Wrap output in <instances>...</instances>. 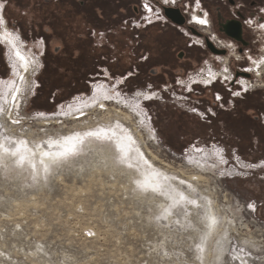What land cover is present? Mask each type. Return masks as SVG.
<instances>
[{
  "label": "rangeland",
  "instance_id": "374dc122",
  "mask_svg": "<svg viewBox=\"0 0 264 264\" xmlns=\"http://www.w3.org/2000/svg\"><path fill=\"white\" fill-rule=\"evenodd\" d=\"M143 4L0 0L35 64L17 120L0 115V264H264V75L198 81L209 53L187 48V18L135 29ZM94 101L115 112L87 114ZM93 132L105 138L59 146ZM38 149L62 157L42 164Z\"/></svg>",
  "mask_w": 264,
  "mask_h": 264
},
{
  "label": "built area",
  "instance_id": "2783aa9c",
  "mask_svg": "<svg viewBox=\"0 0 264 264\" xmlns=\"http://www.w3.org/2000/svg\"><path fill=\"white\" fill-rule=\"evenodd\" d=\"M223 1L224 0L220 1V4L223 8L227 7L225 6V3L228 4L226 12H229L230 18L226 19L220 16V9L215 7V9L217 10L215 18L218 20L217 28H215L211 12L204 5V0H143V5L146 9H141L144 14L138 21L139 26L136 27L137 29H140L146 28L147 26H150L157 22H160L161 26L163 24L169 23V19L164 14V8H178L182 6L181 13L187 18L186 23L183 27L177 25L176 26L179 31L183 33V35L187 36L190 39L188 47H191L192 44H194L200 46L201 48L204 47L203 49H206V45L204 44V42H207L208 40L211 41L214 46L223 47L226 52L225 55H216L214 53H209V60L207 61L209 63H207L206 71L204 73L207 79H203V75L200 78V75L198 74L196 77L198 81L210 80L208 82L209 84H211L212 82L216 83L217 80H220L222 83L226 84H229L231 82L235 83L236 76L232 73L231 62L234 65L240 60H247V65L245 67H242L241 62V64H237L235 67L240 70L242 69V71H252V73L254 74V76L252 77H257V74L261 76L264 73V3L260 4L256 0H248L249 2H246L247 4L241 3V1L239 0H227V2L225 3ZM235 2L237 3L234 5ZM243 4L248 5L252 9V12L235 14L232 7L239 8ZM194 17L203 19L207 23L201 24L197 19H194ZM132 19V22L135 21L134 18ZM229 20L238 21L242 25V27H244V30L246 31L245 34H247V32H251L250 36L252 40L251 43L248 41L246 44L247 51L244 49V45L240 44V42H238L237 40L224 35L221 31L220 25L226 23ZM142 22L143 24H141ZM213 25L215 29L213 28ZM194 29L199 30V33L201 35L199 34L198 36L190 37L189 33H193L192 30ZM257 46L260 48V53L258 55H254L253 52L255 50L258 51V49L256 48ZM223 73L226 74L223 75ZM243 90H245V88H243ZM231 99H233V96L231 97Z\"/></svg>",
  "mask_w": 264,
  "mask_h": 264
},
{
  "label": "bare ground",
  "instance_id": "6f19581e",
  "mask_svg": "<svg viewBox=\"0 0 264 264\" xmlns=\"http://www.w3.org/2000/svg\"><path fill=\"white\" fill-rule=\"evenodd\" d=\"M170 21V20H169ZM173 23V22H172ZM176 25V24H175ZM134 27H136V25L134 24L133 25ZM1 33V32H0ZM5 33V32H3ZM2 33V34H3ZM5 36H6V39L4 40L6 43L8 42H12V46H14L15 42L12 40L14 39L15 37L14 36H9L8 33L6 32L5 33ZM208 41V40H207ZM212 44L211 41H208ZM206 44V47L208 49V51L210 53H213L207 46V42H205ZM17 45L20 46V41L17 42ZM213 45V44H212ZM213 47L218 50V51H225L224 49H218L219 47L218 46H214ZM12 51V50H11ZM19 52L24 58L25 60L24 61H21L19 59V57L16 55V53ZM11 53V52H10ZM9 53L10 55V61H11V74L6 82V86H0V92L4 94L3 97L0 98V115L1 117H5V116H8L10 118L13 119H16L17 120V110L20 108L21 106V102H23V99L26 97L27 95V91L29 89V83H30V74L33 73V71L35 70V67L33 65V61L32 59L29 57V55H27L26 53H24L23 51L19 50L18 47H15V52H12L11 54ZM226 53V52H225ZM224 54H219V53H214L216 55H225ZM244 71H248V72H251V75L254 76V74L252 73V71L250 70H244ZM233 73V72H232ZM225 73H223L224 75ZM235 74L239 75V76H244V77H248L249 74L248 73H242V72H238L236 71ZM215 75V74H214ZM264 75V73H263ZM259 76L257 74V77H255V81L253 83L252 80H250V78H244V77H241L242 78V81H247L249 84H252L254 85V87L256 86L255 84H257V80L263 76ZM212 76V75H210ZM20 77H21V80H20ZM210 78V77H208ZM203 79H207L205 74H203ZM241 81V82H242ZM241 82H240V86H243L241 85ZM232 83V82H231ZM234 84V83H233ZM236 84V83H235ZM237 86H238V83H237ZM261 86V85H260ZM107 94V93H106ZM2 96V95H1ZM108 96V95H107ZM96 99V98H95ZM98 99V97H97ZM106 100V99H105ZM109 100V99H108ZM95 102V101H94ZM91 102L89 103V108L87 107V109H83L84 111L87 112V114H89L90 112L94 113V112H98V113H103L105 112L104 114H101L99 117L101 116H104L105 114H111L113 112H115V109H108V107L106 108V102ZM111 106V105H110ZM22 108V106H21ZM75 110V108H74ZM101 111V112H100ZM74 113V112H73ZM91 113V114H92ZM96 113V114H98ZM89 114V115H91ZM95 114V115H96ZM16 115V117H15ZM70 115V114H69ZM72 115V114H71ZM87 116V115H86ZM70 117V116H69ZM80 117V116H79ZM97 118L98 115H96ZM73 118V117H72ZM77 117H75L72 122H77V121H74L76 120ZM71 119V118H69ZM84 119V118H83ZM99 120V119H98ZM97 120V121H98ZM11 121V120H10ZM91 121V120H90ZM100 121V120H99ZM98 121V122H99ZM1 122V121H0ZM85 122V121H84ZM92 122V121H91ZM78 123V122H77ZM88 123V122H87ZM1 124V123H0ZM89 124V123H88ZM85 125V123H84ZM77 127V126H76ZM132 132V131H131ZM105 133H91V135H87L86 138L84 136H77L74 137V140L73 141H69V140H61L59 146L60 147H64L66 150L70 151V150H74L75 147H79L82 143H85L87 140L89 142L90 139H98V138H105L104 135ZM23 152V151H22ZM37 153H38V156L40 157V161L43 162L42 164L46 163H52V162H55L56 159L58 158H61L62 155H58L56 152H47L45 151L44 149H38L37 150ZM30 154V153H29ZM61 154V153H60ZM67 154V153H66ZM140 154V152H139ZM142 155V154H141ZM64 156V154H63ZM21 157V156H20ZM29 158V162L31 161V159L35 160V158H33L32 156L28 157ZM26 160V159H25ZM204 160V159H203ZM38 161V160H37ZM33 162V161H32ZM164 166L166 167H169L168 164L166 163H162ZM191 168V167H190ZM183 176L187 179V181H189V183L193 186V185H196L197 182L199 180H202L203 177L200 176V175H197V174H190L188 176H186L185 174H183ZM151 181V180H150ZM209 211H208V221H209V225H210V231L211 232H215L217 231L216 230V227H217V223H215V215L212 211V209L209 207Z\"/></svg>",
  "mask_w": 264,
  "mask_h": 264
},
{
  "label": "flooded vegetation",
  "instance_id": "af4514ba",
  "mask_svg": "<svg viewBox=\"0 0 264 264\" xmlns=\"http://www.w3.org/2000/svg\"><path fill=\"white\" fill-rule=\"evenodd\" d=\"M206 1V4L208 5V6H212V7H217V8H219L220 9V16H222L223 18H230V14H229V12L227 11L226 12V8L224 7H222L221 6V4H220V1H222V0H205ZM233 8V12L235 13V14H238V13H247V12H252V9L248 6V5H245V4H243L241 7H232ZM133 19H130V18H128L127 20H126V22L125 23H129L130 21H132ZM157 23H159L160 24V22H157ZM154 24H156V23H154ZM154 24H152V25H150V26H153ZM165 25H172V26H175V24L174 23H172L171 21H169V23H166ZM135 29H137L136 27H134ZM213 28H214V25H213ZM241 29H242V33H241V36H242V38H243V40H245L246 42H248V40H247V35L245 34L246 32H245V30H244V27H242V25H241ZM9 27H8V20H7V18H6V15H5V10L2 8V6H0V42H2V43H4L5 41V39H6V36H5V33L6 32H9ZM194 31L195 32H193V33H197V35H199L200 33H199V30H196V29H194ZM3 32H5V33H3ZM207 32V31H206ZM3 33V34H2ZM201 35V34H200ZM10 36V35H9ZM185 36V35H184ZM185 37H187V36H185ZM14 42H15V44H14V47H13V49H10V43L12 44V42L10 41V42H8V44H4V46L7 48V52H8V54L11 52V50L12 51H14L15 50V47H16V42L18 41V39H17V37H15L14 39H12ZM130 40H131V42L133 43V45H137L138 44V42H139V40H138V38L136 37V36H134V35H132V37L130 38ZM190 41V39H188L187 40V42H189ZM19 42V41H18ZM204 44H205V42H204ZM206 45V44H205ZM192 48H199L200 49V46H198V45H194V44H192V46H191ZM191 47H190V49H191ZM216 47V46H215ZM219 48L218 49H224L223 47H220V46H218ZM252 47V46H251ZM187 48H189L188 47V43H187ZM217 48V47H216ZM18 49L19 50H21V45L20 46H18ZM205 50V52H208V53H210L209 51H208V49H207V47H206V49H204ZM22 51V50H21ZM180 55V56H182V57H186V56H188V54H189V52L188 51H186V50H179V52H177L176 53V55ZM10 56V55H9ZM241 62H244V60H240L238 63H236V64H241ZM231 65L233 66V64L231 63ZM232 69H234V74H235V72L236 71H238V72H242V73H250L249 74V76L248 77H244V76H240V77H244V78H249V77H252V75H251V72H248V71H242V69L240 70V69H238L237 67H233ZM225 75V74H224ZM247 81H242L241 82V85H243L244 87H246V88H248L249 87V83H246ZM258 86H259V84H258ZM252 92V91H251ZM254 92V91H253ZM249 92H246V94H248ZM237 99V98H236Z\"/></svg>",
  "mask_w": 264,
  "mask_h": 264
},
{
  "label": "water",
  "instance_id": "95a60500",
  "mask_svg": "<svg viewBox=\"0 0 264 264\" xmlns=\"http://www.w3.org/2000/svg\"><path fill=\"white\" fill-rule=\"evenodd\" d=\"M164 14L165 16L174 24L176 25H182L185 22V17L183 14L180 12L179 8H173V7H165L164 8ZM221 26V31L223 32L224 35L231 37L238 42H240L243 45H246L247 42L243 40L241 33V24L238 21L235 20H229L226 23H223L220 25ZM192 32H195L192 30ZM207 46L208 48L213 52V53H219V54H224L225 51H218L216 50L213 45L207 41Z\"/></svg>",
  "mask_w": 264,
  "mask_h": 264
},
{
  "label": "snow or ice",
  "instance_id": "6c2138e0",
  "mask_svg": "<svg viewBox=\"0 0 264 264\" xmlns=\"http://www.w3.org/2000/svg\"><path fill=\"white\" fill-rule=\"evenodd\" d=\"M194 19H197L198 22L201 23V24H206V23H207L205 20H203V19H199V18H197V17H194ZM16 55L19 57V59H20L21 61H24V60H25V58H24L19 52H17ZM106 98H107V97H106ZM221 151H222V150L217 149V153H216V154L219 155ZM249 207L251 208L252 205H249Z\"/></svg>",
  "mask_w": 264,
  "mask_h": 264
},
{
  "label": "trees",
  "instance_id": "16d2710c",
  "mask_svg": "<svg viewBox=\"0 0 264 264\" xmlns=\"http://www.w3.org/2000/svg\"><path fill=\"white\" fill-rule=\"evenodd\" d=\"M236 99V98H235ZM238 100V99H237Z\"/></svg>",
  "mask_w": 264,
  "mask_h": 264
}]
</instances>
